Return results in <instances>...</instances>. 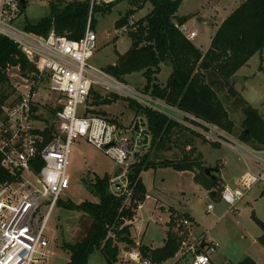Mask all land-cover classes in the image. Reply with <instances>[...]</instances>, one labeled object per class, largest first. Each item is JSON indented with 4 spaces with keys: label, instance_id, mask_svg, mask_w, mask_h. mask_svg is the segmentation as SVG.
Segmentation results:
<instances>
[{
    "label": "trees",
    "instance_id": "trees-1",
    "mask_svg": "<svg viewBox=\"0 0 264 264\" xmlns=\"http://www.w3.org/2000/svg\"><path fill=\"white\" fill-rule=\"evenodd\" d=\"M146 1L151 4V10L137 19L134 28L127 32L130 38L129 47L125 52L117 53L115 62L106 65L103 70L122 82H125V76L139 72L145 79L143 92L205 123L214 124L227 134L235 136L238 143L244 146L264 150V117L259 111L239 99L243 119L241 128L234 129L235 124L229 117L228 109L218 95V92L225 90L229 95L237 97L232 76L237 74L255 53H261L264 48V0H242L218 25L205 51L200 50L175 26L173 16L183 0H128L129 9L124 16L115 21V26L120 27L126 17L137 7L143 6ZM25 2L24 0L20 4L21 11ZM115 2L117 1L100 2L91 6L90 0H51L48 14L35 22L24 21L21 26L36 35L46 36L53 29L58 35L78 39L84 33L88 17L90 27L94 29V13L109 10ZM162 65L171 68L165 84L157 81V74ZM37 69L26 59L16 43L5 36H0V105L15 91L11 82V72L17 71L31 78ZM89 96L91 98L89 106L87 105L89 113L104 116L119 125L115 117L99 108L101 104L107 102L103 96L93 88ZM117 96L114 95L115 98ZM127 99L129 106L134 109L135 116L141 115L146 118L152 134V147L160 146L166 141L171 144L179 138L176 134L177 129L182 130L184 127L178 122L143 107L133 99ZM57 108L58 105L51 107L50 110L54 112ZM45 121L47 126L43 134L48 138L52 125L48 124V119ZM192 122L197 124L194 120ZM189 131L200 136V133L192 129ZM184 143L183 149L189 146V151H183L178 160L154 161L149 158L148 151L134 162L127 172L128 194L113 192L110 189L111 176L104 174L96 175L87 184L90 192L97 197L96 201L86 199L75 202L58 199L59 206L80 214L83 225L81 236L77 240L62 241L61 248L68 253V260L63 264H88L90 255L96 250L103 253L106 264H116L120 253L119 243L124 242L127 245L133 243L130 224L138 205L146 196L141 176L143 170L155 166L172 167L180 171L198 167L199 174L195 176L208 177L204 173L206 166L202 165L199 153L195 156L192 152L193 141L186 138ZM41 164L38 160L37 163H33L32 168L38 170ZM13 179L14 176L0 164V184ZM209 183V186L214 187L217 178L215 182L209 178ZM254 218L261 228L257 241L264 248V222L255 216ZM177 229L167 231L164 244L160 247L141 245L142 256L154 263L170 260L178 249ZM237 264L258 263L246 256Z\"/></svg>",
    "mask_w": 264,
    "mask_h": 264
},
{
    "label": "built area",
    "instance_id": "built-area-1",
    "mask_svg": "<svg viewBox=\"0 0 264 264\" xmlns=\"http://www.w3.org/2000/svg\"><path fill=\"white\" fill-rule=\"evenodd\" d=\"M109 1L113 0H90V3L92 6ZM20 4V0H0V36L16 43L26 59L38 69L30 78L15 68L17 71L10 73L15 91L0 105V164L14 176L12 181L0 184V264H43L46 258L43 249L49 243L46 232L50 215L61 193L70 184L67 170L73 141L82 137L108 155L118 166L110 185L127 194L128 170L152 148V134L144 116L134 118L130 134H127L121 125L87 111L90 90L102 85L179 124L185 121L178 119L177 115L186 121L192 115L149 93L136 91L103 68L90 64L88 59L96 46V33L90 27V17L78 39L58 35L53 29L46 36L36 35L18 23ZM135 22L128 15L117 29L127 33L134 28ZM175 26L188 40L197 34L194 26L184 23ZM46 85L59 94V108L54 112H51L50 105L35 97L36 90ZM21 88L29 91L22 93ZM80 106L82 111L78 112ZM45 119L52 125L48 138L43 134L47 126ZM192 120L191 124L212 131L211 124L197 118ZM219 136L224 139L215 136L212 139L234 147L227 141L230 137L221 133ZM239 145L259 169L247 168L238 175L234 186L225 183L219 187L217 196L228 209L233 208L253 186L264 184V150ZM38 160L42 164L34 170L32 165ZM140 207L141 204L137 208ZM211 209L212 204H208L207 210ZM177 226L178 249L170 260L152 262L142 256L141 243L134 241L130 245L119 243L120 253L124 250L120 255L122 261L131 264H215L212 256L218 242L207 239L204 233L194 235L188 218L182 219Z\"/></svg>",
    "mask_w": 264,
    "mask_h": 264
},
{
    "label": "rangeland",
    "instance_id": "rangeland-1",
    "mask_svg": "<svg viewBox=\"0 0 264 264\" xmlns=\"http://www.w3.org/2000/svg\"><path fill=\"white\" fill-rule=\"evenodd\" d=\"M25 1V7H22L17 20L18 23L22 24L24 21L35 22L49 13L51 0ZM116 1L109 10L94 13L96 46L88 62L97 68H104L108 64H113L117 53L125 52L130 45L128 34L120 32L117 29L118 27L115 26V21L124 16L129 9L128 0ZM241 1L183 0L175 12L173 20L176 23L182 21L187 26H194L197 34L191 41L200 50L205 51L209 47L211 37L218 25ZM150 10L151 4L146 1L143 6L137 7L129 16L137 20L145 16ZM170 72V66L162 65L157 74L158 83L165 84ZM237 74L242 75L244 79V85L234 81L233 86L237 91V97L229 95L225 90L218 92V95L228 109L229 117L235 124L234 129L239 130L243 119L242 104L239 99L256 108L264 117V48L261 53H255L238 70ZM124 83L130 88L142 92L145 79L139 72H134L125 76ZM93 90L107 100L99 108L106 113L108 112V115L115 117L123 130L130 134V126L136 120L134 119L136 116L134 109L129 106V100L120 95L115 98L114 92L102 85H96ZM21 91L25 93L29 89L21 88ZM35 97L36 100L51 107H55L59 102V94L50 90L47 85L46 87H39L36 90ZM90 101L89 96L86 105L89 106ZM81 111L82 106L78 108V112ZM177 118L185 121V123L182 124L181 122L179 124L184 129H177L176 134L179 138L171 144L166 141L160 146H153L149 151L151 160H178L183 155V151H189V147L183 149L187 138L193 141L192 152L195 156L199 153L202 165L206 167L213 164L214 160L216 164L220 163V159L225 160L226 165L229 167L230 164H234L237 168L243 165L244 155L247 153L239 145L241 143H238L239 141L235 136L232 135V137L214 124H211L212 131L210 128L204 131L205 129L203 130L201 126L190 123V120L196 119L193 116L187 118L189 119L187 121L181 115H177ZM189 129L200 133V136L193 135ZM219 133L230 137V139L232 138L227 141L231 142L234 147L224 146L225 144L212 139L214 136L221 137ZM219 145L222 146L219 147ZM117 169V164L102 150L94 147L82 137L75 139L71 145L67 170L70 184L61 193L60 199L75 202L86 199L96 201L97 197L90 192L87 184L96 175L108 174L112 177ZM193 172H195L194 177ZM197 174H199L198 167H194L193 170L180 171L172 167L155 166L142 171L141 176L146 189V196L135 214L138 221L137 225H140L138 226V233L136 230L135 241H142L154 247L163 245L168 229L166 222L169 220L170 213L172 214L171 220L168 222L170 228H175L180 224L184 219L183 216L188 213L192 214L199 222L202 230L207 231V238H213L218 242L219 246L214 253L217 264L222 261L223 256L228 258L224 264H237L243 256H253L252 254L256 249L264 251L261 244L258 242L257 245L252 243V240H256V236L261 232L254 216L264 222V194L260 195L262 184L256 185L235 207L228 209L225 202L218 196L209 195L196 181L207 189L215 187L217 190L221 183L220 185L217 183L214 187L209 186V178L200 175L196 177ZM110 189L117 193L122 192V190H116L112 185H110ZM201 199L202 201H200ZM246 200H248V203L245 202ZM208 203L213 204V210L207 211L206 206ZM134 226V223L130 224V229L135 230ZM82 228L79 213L69 211L57 204L52 210L48 221L46 233L49 243L43 249L46 257L43 264L65 263L68 260V253L61 248L62 241L77 240L81 236ZM241 235L246 237L242 238ZM120 255L117 264H131L123 262ZM88 264H106L105 256L100 250H96L90 255Z\"/></svg>",
    "mask_w": 264,
    "mask_h": 264
},
{
    "label": "crops",
    "instance_id": "crops-1",
    "mask_svg": "<svg viewBox=\"0 0 264 264\" xmlns=\"http://www.w3.org/2000/svg\"><path fill=\"white\" fill-rule=\"evenodd\" d=\"M108 113V112H107ZM109 114V113H108ZM223 145V144H222ZM222 145H219V147L220 146H222ZM224 146H228V145H224ZM186 147H189V146H186ZM247 156H250V155H248V154H246ZM246 155H244V163H243V165L242 166H240L239 168H237V166H234V164L233 165H231L230 164V167L229 166H227L226 165V161L225 160H221L220 159V163L218 162V164H216L215 163V160H214V163L213 164H211L210 166L211 167H217V171L216 172H213L214 173V175H215V177L217 178V183H219V185H220V183H221V185H223V184H225V183H227V184H229V185H232V186H234L235 185V183H236V180H237V177H238V175L241 173V172H243L244 170H246L247 168H250V169H254V170H258L259 169V167H258V165H256L254 162H253V160H252V158L251 157H247ZM211 159V158H210ZM218 160V159H217ZM237 168V169H236ZM218 173V174H217ZM194 174H195V172H193V177H194ZM196 183L198 184V185H200L204 190H205V192H207L209 195H210V192H211V190H213V189H215L216 191H217V189L214 187V188H211V189H207V188H205L203 185H201L199 182H197L196 181ZM259 184H262V183H258V184H256V185H259ZM220 185V186H221ZM255 185V186H256ZM255 186H253L246 194H245V196L244 197H246L247 195H248V193L255 187ZM262 189H261V192H260V195H263L264 193H262V190H263V188H264V184H262ZM219 187V186H218ZM212 196V195H211ZM215 196H217V194L215 195ZM244 197L241 199V200H243L244 199ZM240 200V201H241ZM200 201H202V199L200 200ZM245 202H247L248 203V200H246ZM208 204H212V203H208ZM207 204V205H208ZM236 206V205H235ZM234 206V207H235ZM206 208H207V206H206ZM137 210H138V208H137ZM211 210H213V204H212V209ZM210 210V211H211ZM208 211V210H207ZM186 216H188V217H190V218H188L191 222H192V232L193 233H195V234H199V233H204V235H205V237L207 238V236H206V230L204 231V230H202V228L200 227V225H199V222L194 218V216L192 215V214H188V213H186ZM171 217H172V214L170 213V217H169V220H167V225H168V229H167V231L169 230V229H171V230H175L176 229V227L175 228H170V225H169V221L171 220ZM183 218H187V217H183ZM135 224V230L133 229V230H131L130 229V233H131V238L133 239V242L136 240L135 239V237H136V230H137V233H138V226H140V225H137L138 224V221H137V218H136V215L134 216V219L131 221V224ZM197 229H199L197 232H196V230ZM261 233V232H260ZM259 233V234H260ZM258 234V235H259ZM258 235L256 236V240H252V243L253 244H256L257 245V237H258ZM241 237L242 238H245L246 236H244V235H241ZM166 238V237H165ZM207 239H210V238H207ZM213 239V238H212ZM164 241H165V239H164ZM140 243H141V245H146V246H149V247H151V248H155L154 246H152V245H148V244H145V243H143L142 241H140ZM259 243V242H258ZM164 244V243H163ZM162 246V245H161ZM158 247H160V246H158ZM259 248V247H258ZM263 250V249H262ZM119 255H120V253H119ZM253 256H249V255H245V256H243V258L244 257H246V256H249V257H251L253 260H255L258 264H264V251H261L260 249H256L255 250V252H254V254H252ZM243 258H241L240 260H238V262L239 261H241ZM228 260V258H226L225 256H223L222 257V261H220L218 264H224L226 261ZM212 261L215 263V264H217L216 263V261H215V259H214V254H213V256H212ZM237 262V263H238ZM118 262H116V264H117Z\"/></svg>",
    "mask_w": 264,
    "mask_h": 264
},
{
    "label": "water",
    "instance_id": "water-1",
    "mask_svg": "<svg viewBox=\"0 0 264 264\" xmlns=\"http://www.w3.org/2000/svg\"><path fill=\"white\" fill-rule=\"evenodd\" d=\"M23 1L24 0H20L21 3H23ZM23 7H25V6H23ZM232 79L234 81H237L238 83H241L242 85H244V79H243V76L242 75L235 74V75L232 76ZM217 170H218L217 167L208 166V167H205L204 168V173H205V175H207L211 179L212 182H215L216 181V177H215V175H214L213 172H216ZM116 174L117 173L115 172L114 173V176ZM216 194H217V191L215 189L211 190L210 195L215 196Z\"/></svg>",
    "mask_w": 264,
    "mask_h": 264
}]
</instances>
